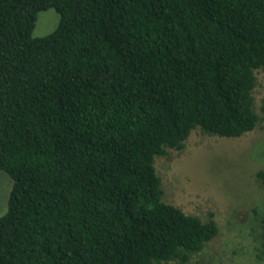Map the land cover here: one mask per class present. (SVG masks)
<instances>
[{"label": "trees", "instance_id": "1", "mask_svg": "<svg viewBox=\"0 0 264 264\" xmlns=\"http://www.w3.org/2000/svg\"><path fill=\"white\" fill-rule=\"evenodd\" d=\"M259 69L264 0H0V264L188 261L217 227L161 200L154 159L252 131Z\"/></svg>", "mask_w": 264, "mask_h": 264}, {"label": "rangeland", "instance_id": "2", "mask_svg": "<svg viewBox=\"0 0 264 264\" xmlns=\"http://www.w3.org/2000/svg\"><path fill=\"white\" fill-rule=\"evenodd\" d=\"M58 23L52 10L39 12L33 36L50 33ZM256 127L236 138L193 130L180 151L168 149L155 157L161 200L202 222L213 220L216 236L185 263L163 264H264L261 245L264 190L256 177L264 169V69L255 71ZM11 179L0 172V216L7 210Z\"/></svg>", "mask_w": 264, "mask_h": 264}]
</instances>
